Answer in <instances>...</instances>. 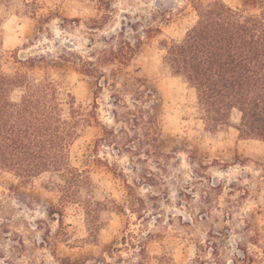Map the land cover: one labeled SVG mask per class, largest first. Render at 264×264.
I'll list each match as a JSON object with an SVG mask.
<instances>
[{
	"label": "rangeland",
	"instance_id": "1",
	"mask_svg": "<svg viewBox=\"0 0 264 264\" xmlns=\"http://www.w3.org/2000/svg\"><path fill=\"white\" fill-rule=\"evenodd\" d=\"M222 1L241 6L244 0ZM192 5V0H0L2 70L12 73L18 60L44 55L48 61L34 68L36 74L49 73L87 108L97 102L96 120L71 146L70 160L90 173L97 199L114 202L96 244L86 243L81 210L57 213L58 194L47 187L48 173L22 185L0 170V264H68L66 258L77 264H133L139 244L149 255L145 264H157L156 256L169 258V264H232L243 248L264 257V141L240 139L233 127L207 132L195 89L161 60L160 43L180 40L196 20ZM262 7L264 0L247 6ZM121 30L141 41L118 82L133 89L137 78L144 80L161 98L159 134L145 141L140 130L128 132L143 141L137 145L133 137L135 151L122 149L127 141L121 133L119 145L99 140L102 126L124 124L113 118L111 92L104 89L95 99L94 79L76 70L77 61L62 58H86ZM19 95L18 89L11 92L13 99Z\"/></svg>",
	"mask_w": 264,
	"mask_h": 264
},
{
	"label": "trees",
	"instance_id": "2",
	"mask_svg": "<svg viewBox=\"0 0 264 264\" xmlns=\"http://www.w3.org/2000/svg\"><path fill=\"white\" fill-rule=\"evenodd\" d=\"M192 3L196 20L180 40L160 43L162 63L195 89L207 132L214 135L233 127L240 139L264 141V7L248 10L255 0H244L241 6L222 0ZM105 41L107 47L89 52L86 58L78 54L62 58L77 61L76 70L94 79L95 99L104 89L111 92L113 118L124 124L118 128L102 126L99 140L119 145L117 134L121 133L127 141L122 149L135 151L130 144L137 136L128 132L134 130L138 135L140 130L145 141L159 134L156 111L161 98L144 80L137 78L133 89L117 80L118 73L135 57L141 39L131 40L121 30ZM47 61L41 54L28 56L18 60L19 66L12 73H5L0 62V170L12 174L22 185L48 173L47 187L58 194L57 213L62 216L66 207L81 210L87 232L82 240L96 244L114 202L97 199L90 173L71 163L70 148L96 120L97 102L87 108L71 92L62 90L49 73L36 74L34 68ZM14 89L20 91L18 99L11 97ZM136 140L137 145L143 142L138 137ZM135 252L139 259L133 264H145L149 258L145 246L139 244ZM241 253L232 264H264V257L246 248ZM155 259L157 264H169L165 256Z\"/></svg>",
	"mask_w": 264,
	"mask_h": 264
}]
</instances>
